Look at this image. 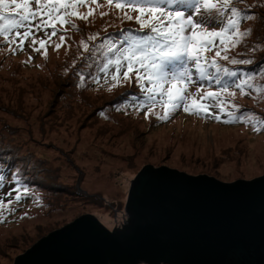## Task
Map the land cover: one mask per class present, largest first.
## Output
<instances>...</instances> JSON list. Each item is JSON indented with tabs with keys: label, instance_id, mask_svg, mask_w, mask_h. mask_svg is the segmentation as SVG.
Returning <instances> with one entry per match:
<instances>
[{
	"label": "rangeland",
	"instance_id": "rangeland-1",
	"mask_svg": "<svg viewBox=\"0 0 264 264\" xmlns=\"http://www.w3.org/2000/svg\"><path fill=\"white\" fill-rule=\"evenodd\" d=\"M28 2L38 10L35 0ZM67 2L82 4L74 11L92 14L87 20L70 15L69 23L60 25L50 41L51 27L47 35L39 31L36 39L47 41L46 55L39 43L35 48L40 50H34L32 37L21 51L14 30L10 35L0 32V158L13 164L11 175L5 169L4 178L0 176V264H13L17 254L42 236L84 213L95 214L110 229L122 227L131 180L146 163L205 172L225 181L264 174V72L248 74L241 69L236 81L243 86L227 82V91L220 85L209 86L199 76L191 81L177 78L157 86L158 91L171 92L155 102L146 103L143 90L139 102H118L124 88L139 84L135 69L125 80L126 68L117 74L115 61L106 74L101 73L100 66L109 57L108 43L89 75L82 68L94 44H101L102 31L127 22L122 20L123 12L115 7L116 0L111 4L109 0H40L41 5ZM227 2L222 20L209 19L218 16L214 9L202 8L204 15L194 16L218 25L209 31L226 35L227 20L237 21L225 45L216 39L204 55L220 59L225 68L226 61L236 58L252 61L260 55L264 60V0ZM6 3L4 15H17L13 0ZM123 11L138 15L127 8ZM208 92L217 93L218 99L205 98ZM169 96L172 101L186 96V106H204V114L181 107L160 119L171 105ZM4 179L9 180L3 183ZM18 194L20 201L15 199Z\"/></svg>",
	"mask_w": 264,
	"mask_h": 264
},
{
	"label": "water",
	"instance_id": "water-1",
	"mask_svg": "<svg viewBox=\"0 0 264 264\" xmlns=\"http://www.w3.org/2000/svg\"><path fill=\"white\" fill-rule=\"evenodd\" d=\"M122 223L110 229L81 214L13 264H264V174L225 181L146 163L131 180Z\"/></svg>",
	"mask_w": 264,
	"mask_h": 264
},
{
	"label": "snow or ice",
	"instance_id": "snow-or-ice-1",
	"mask_svg": "<svg viewBox=\"0 0 264 264\" xmlns=\"http://www.w3.org/2000/svg\"><path fill=\"white\" fill-rule=\"evenodd\" d=\"M112 2L113 0H109L110 4ZM35 3L38 10L31 8L28 0H25L24 3H15L17 15L6 16L4 12H7L9 5L6 0H0V9H3L0 11V22H3L0 32L10 35L14 30L15 38L18 41L17 47L21 51L24 43L29 37H32L34 50H40L35 48V45L39 43L41 48H45L44 54L46 55L47 41H37L36 39V34L39 31H45L47 35V29L51 27V36L48 37V41H50L59 31L57 24L63 26L69 23L70 15L87 20L88 15L92 14L91 10L88 15L74 11L82 4L72 2L41 5L40 0H35ZM115 7L123 12L122 20H135L140 27L138 29H122L118 34H115V39H113L114 34H109L106 37L109 57L105 64L100 66V71L102 74H106L115 61V72L118 74L121 68H126L124 79L128 80L129 73L135 69L139 87L146 93V103L155 102L157 97H165L171 92V89L157 90V86L162 82L169 83L177 78L191 81L190 63L199 72L201 81L207 80L209 86L220 85L224 91H227L228 85L227 81L222 84V74L229 77L240 75L236 71L221 68L215 59L210 61L204 55L205 51H211L216 39L220 40V45H225L231 33L236 31L237 21L233 18L227 20L229 35H226L224 31H209V27L218 25L210 24L208 19H194V16L199 15L201 9L205 8L218 10V16L209 19L222 20V14L228 10L227 0L223 5L202 3V0H116ZM125 8L138 13V15L133 17L127 11H123ZM21 9L23 11H20ZM188 10H192V14H186ZM231 11L235 13L237 10L233 8ZM101 15H107V13ZM37 18H39L38 23L36 22ZM243 18L246 19L247 16ZM20 29L25 30L21 32ZM60 39L63 41L64 37L61 36ZM8 43L11 44L13 41L9 40ZM56 47L59 48L60 45ZM103 54L102 51L97 50V57ZM220 55V51L217 50L216 56ZM224 59H227V56ZM232 63L250 64L251 61L233 60ZM207 67L215 68V74L208 72ZM94 75L95 73H93ZM113 79L115 80L116 76H113ZM233 84L237 87L243 86L239 81H233ZM205 98L218 99V94L208 92ZM168 99L172 101L171 96ZM186 101V96H178L171 102L168 111L160 119H167L172 112L181 107L184 111H200L201 114H204L202 111L204 106H201V109H189L186 106ZM216 118L219 119V117ZM259 130L260 128L257 127V131ZM8 195L10 196L11 192ZM15 199L20 201L21 196L18 194Z\"/></svg>",
	"mask_w": 264,
	"mask_h": 264
},
{
	"label": "trees",
	"instance_id": "trees-1",
	"mask_svg": "<svg viewBox=\"0 0 264 264\" xmlns=\"http://www.w3.org/2000/svg\"><path fill=\"white\" fill-rule=\"evenodd\" d=\"M128 13L130 15H132L133 17H135L134 14H132L130 12H128ZM199 15L203 16L204 14L200 13ZM69 17H71V16H69ZM206 18H209V16L206 17ZM139 27H140L139 24L135 20H132V21H127L126 23L124 22L122 24H119L117 27L108 28V29L102 31V33H101L102 37L99 39V42L102 40L101 44H99V43L98 44H94V48L91 49V53L90 54L87 53V57L84 59V62L86 64L82 68V72H86L87 75L90 74L91 69H93L92 66L94 64H96L97 61L100 59V56L97 57V50H100V51L103 52V50L105 49V44L108 43V40L106 39V37H108L109 34H114L113 35V39H115L116 38L115 34H118L120 32V30H122V29H138ZM57 28H60V24H57ZM145 31H147V30H145ZM260 57H261L260 55L257 56V58L255 57V59H253L250 64H247V63H243V64L242 63H238L237 64V63H229L228 61H226L227 64H229V65H226V66H227V69L229 71H236L238 74H240L241 69H243L244 73L246 72L248 74L249 73L258 74V73H261V72L263 73L264 72V60L263 59H259ZM213 59L216 60L218 66H220L221 68H225V67L221 66L224 62H222L218 58H210L209 60L211 61ZM89 61H90V63H88ZM236 61H238V58H236ZM202 64H203V61H202ZM189 69H190V72H191V78H192L191 80L196 79V77L199 76V72L192 66L191 63L189 64ZM207 71L215 74V68H213V67H207ZM238 77H239V75H238ZM238 77H229L226 74H222V76H221L222 81H227L228 83H232V84H233V81H236ZM131 89H133V91H137V92H133V93H136V94H134V95L131 94L130 93ZM122 91L123 92L120 93V95L116 98L118 102H121V101L123 102L125 100H136L137 102H139L137 97L139 95L143 96L142 89L140 87H138L137 85L128 86V87L124 88ZM12 165L13 164L10 161H8L7 159L0 158V176L2 178H4V176H5L4 175L5 169H9L10 170L12 168V170H13V166ZM11 174H12V171H11L10 174H7V175H11ZM17 177H21V174L18 173ZM24 177L29 178L28 175H24ZM6 180H9V179H4L3 183H5Z\"/></svg>",
	"mask_w": 264,
	"mask_h": 264
}]
</instances>
